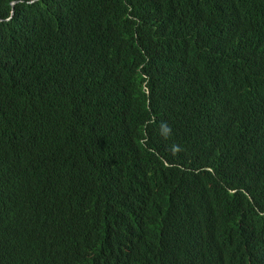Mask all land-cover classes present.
<instances>
[{"label":"trees","instance_id":"obj_1","mask_svg":"<svg viewBox=\"0 0 264 264\" xmlns=\"http://www.w3.org/2000/svg\"><path fill=\"white\" fill-rule=\"evenodd\" d=\"M0 264H264V0H0Z\"/></svg>","mask_w":264,"mask_h":264}]
</instances>
